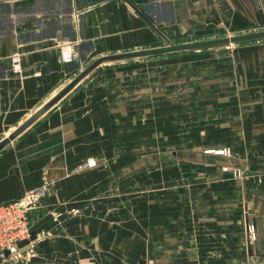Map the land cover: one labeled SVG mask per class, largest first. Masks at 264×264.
Here are the masks:
<instances>
[{
  "label": "crops",
  "instance_id": "0c3cea01",
  "mask_svg": "<svg viewBox=\"0 0 264 264\" xmlns=\"http://www.w3.org/2000/svg\"><path fill=\"white\" fill-rule=\"evenodd\" d=\"M259 27L264 0H0V140L102 55ZM69 47L74 57L65 61ZM209 54L191 53L194 61L180 65L173 86L163 61L165 78L156 63L101 64L0 151V204L30 190L44 195L37 225L49 236L32 264H232L248 247L264 260V40L242 43L225 63L199 60ZM160 90L171 93L158 100ZM162 131L166 138H228L230 164L244 171L238 180L218 167L220 193L213 195L229 207L198 206L196 228L187 225L189 209L168 211L172 197L160 199L150 188L139 202V178L121 175L141 169L124 155L140 153L141 139ZM206 147L194 151L203 155ZM178 167L188 168V159L165 165ZM185 194L182 203L202 199ZM142 202L154 205L146 223ZM56 212L63 214L55 219ZM247 215L258 231L249 246ZM10 260L0 256V264Z\"/></svg>",
  "mask_w": 264,
  "mask_h": 264
},
{
  "label": "rangeland",
  "instance_id": "374dc122",
  "mask_svg": "<svg viewBox=\"0 0 264 264\" xmlns=\"http://www.w3.org/2000/svg\"><path fill=\"white\" fill-rule=\"evenodd\" d=\"M262 29H264V27H259V28H256V29H253L247 32L257 31V30H262ZM237 33L239 32L232 31V32L218 33L217 35H212L211 37H208V36L193 37L192 36L188 38L187 41H176V43L202 40V39H210V38H216V37H221V36H226V35H234ZM167 44L168 43L165 42V45ZM240 45H242V43H238V44L231 43V44L220 45V46H216L212 48L169 52V53L155 55V56L151 55V56L137 57V58H131L125 61L124 60H120V61H123L124 63H133V64L136 63L137 65H147V64L152 65L153 63H156L153 65H157L158 69H161V67H164V66H158L157 62L163 61L164 63L159 62V64L163 63L165 64V66L170 65L167 68V73L169 72L170 75L173 76V80H172V86H173L174 82L176 81L179 82L180 80L176 78L175 76L176 75L175 72L177 71V69H179L180 67H184L180 65L181 64L191 65V64H187L186 61L188 60L194 61V59L190 58V56H192L190 55L191 53H194L195 51L197 52L209 51L210 53L209 59L203 58V56H200L199 57L200 59L196 58L195 60L197 59H199L200 61L208 60L206 64L212 65L214 63L219 62V60L217 59H220L221 62L223 61L226 62V59L228 60V58H225V57L230 56V54L234 51V49L239 48ZM201 63H200L201 66L205 65V62H201ZM161 71L163 74L160 73ZM161 71L160 70L156 71L157 77L165 78L166 76L165 74H167L166 71H164V68L161 69ZM189 73H192L191 70L189 71ZM170 93H171L170 91L166 93L164 90H160L158 91L157 98L159 100L161 98H164L165 95H168ZM144 94H146V97H147V92H142V95ZM172 94L175 95V93L173 92ZM161 124L163 127L164 122H162ZM157 126L159 127V122L157 123ZM196 127L197 125L195 126V128ZM196 134L197 133L192 132L190 136L191 138H180V137L166 138L164 132L162 131L154 139L152 138L150 140L148 138H144V139L142 138L141 139V152L138 154H132V155L126 154L124 155V158H123V161L125 163L132 162V161L139 162L141 164V169L140 170H137V169L127 170L125 171V173L121 174L123 179L128 178L133 173L137 175V178H139L137 184L140 186L136 187L138 192L135 193L136 195H138L137 197L139 198V202L144 200L143 197L147 198L149 189L152 188L153 190H155L154 196H156L157 194L158 198L160 199H164L165 198L164 195H166L168 198L172 197L173 200L171 202H168L166 207L168 208V211L171 210L170 212L177 211V213H174V215H179L181 210L189 209V217H188L189 224L187 223V225H190V226L192 225L193 228H196V218L194 216L195 211L193 210H196L198 206L201 209L202 208H207V209L213 208L214 205L216 208H219V209L229 207V202H218L217 201L218 198H215L213 195L214 193H220V187L216 186V180H215V178L220 177L221 175V173L218 170V167L220 166V169L222 172L229 173L233 179L241 180L244 176V171L242 169L238 167H233L232 166L233 164H230V158L232 157V149L228 144L229 143L228 138H221V137L201 138V137H198ZM9 144L10 143H8L7 145ZM215 144L220 145V147L212 148L214 147L212 145H215ZM196 145H201V146L207 145L206 149L204 150L203 155L194 151V147H196ZM185 146L189 147L190 150L188 152L185 149ZM184 159H188V165H189V167L184 170H181L179 167L173 168V169L165 168L166 163L168 164L174 163V166H177V165L180 166V164L184 161ZM197 167H199V169ZM169 178H171L174 183L180 182V180L183 179L184 185L183 186H180L181 184L175 185L174 183H171V179ZM187 178H189L188 180L190 181V183L189 181H187ZM149 179L156 180V186L148 187ZM198 181H200L201 184L204 185V187L201 188V190L199 191L197 190L196 186L193 187L191 185V184H197ZM125 187L126 185L124 186V188ZM126 188L129 192H131L133 187L128 186ZM133 192H135V190ZM184 193L188 194L189 197L193 194L200 195L202 199H200L198 202L195 201V202L182 203L179 200V197ZM206 194L209 195V198L203 199L204 197L203 195H206ZM212 195L214 199H212ZM150 204L153 205L152 202H148V203L142 202V205H143L142 209L146 210L144 212L146 217L141 218L140 220L141 223L148 222L147 210H149ZM41 206L42 204L40 205V207ZM156 206H157L156 207L157 211H160V213L163 215V211L165 209L164 204H160ZM77 208L79 209V211L73 214H79L81 212L82 209L80 207H77ZM37 210L32 211V216L37 221H39V219L36 216ZM245 211H248V210L244 208V212ZM246 217L247 219H245L244 221V230L247 235L246 236L247 243L249 246V244H251L253 241H256L258 239V231H257V226H256L255 221H252L248 217V215ZM188 219H186L187 222H188ZM37 224L38 222L35 225V228L37 230H40L43 228L41 226L38 227ZM180 224L184 225L185 222L180 221ZM250 225H254L256 228L255 238L249 236L248 227ZM47 235L48 234L46 232V237ZM37 246H38V243L33 242L32 245H28V246H25L17 250L16 253H14L11 257H9L11 259L10 261H12V264H32V262L35 260V258L38 255ZM236 254H238L237 255L238 260H236V262L232 264H264V260L262 259L260 255L252 256V254H250L249 247L248 249H245L244 252H237Z\"/></svg>",
  "mask_w": 264,
  "mask_h": 264
},
{
  "label": "water",
  "instance_id": "95a60500",
  "mask_svg": "<svg viewBox=\"0 0 264 264\" xmlns=\"http://www.w3.org/2000/svg\"><path fill=\"white\" fill-rule=\"evenodd\" d=\"M259 40H264V29L251 31V32L237 33L234 35H226V36L210 38V39L182 42V43H175L167 39L168 44L159 47L137 49V50L123 51L118 53L102 55L96 58L94 61H92L89 65H87L76 77H74L69 83H67L51 99H49L37 111H35L31 116H29L24 122H22L13 131H11L8 136L1 139L0 150L4 148L8 143H10L11 140L15 139L24 130H26L41 115L47 112L67 93H69L81 80H83L87 75H89L94 69H96L101 64L112 61L137 58V57L160 55L169 52L199 50V49L212 48V47L231 44V43L238 44V43H245V42L259 41ZM35 236H36V231L34 230L32 232L31 239L35 238ZM28 242L29 240L26 239L21 241L19 245L24 246ZM145 256H146V252H144V257ZM142 261L144 262L145 260L142 259Z\"/></svg>",
  "mask_w": 264,
  "mask_h": 264
},
{
  "label": "built area",
  "instance_id": "2783aa9c",
  "mask_svg": "<svg viewBox=\"0 0 264 264\" xmlns=\"http://www.w3.org/2000/svg\"><path fill=\"white\" fill-rule=\"evenodd\" d=\"M74 57V50L66 48L63 51V59L70 61ZM15 67H19V58H13ZM43 192L41 189L28 191L21 199L0 204V256L2 258L11 257L17 250L32 245L33 242L39 243L46 238V229L37 230L35 228L38 222L32 216V211L39 209L42 204ZM79 209L71 207L69 213H76ZM63 213L56 212L53 217L58 219ZM39 219L38 215H36ZM36 231L35 238L31 239L33 231ZM249 236L256 237V228L254 225L248 227ZM28 239L29 242L24 246L19 243ZM8 252V253H6Z\"/></svg>",
  "mask_w": 264,
  "mask_h": 264
}]
</instances>
